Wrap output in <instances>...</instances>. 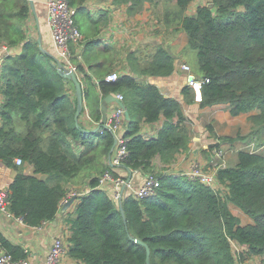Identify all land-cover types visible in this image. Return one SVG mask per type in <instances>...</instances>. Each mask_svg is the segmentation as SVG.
Instances as JSON below:
<instances>
[{
	"label": "trees",
	"instance_id": "1",
	"mask_svg": "<svg viewBox=\"0 0 264 264\" xmlns=\"http://www.w3.org/2000/svg\"><path fill=\"white\" fill-rule=\"evenodd\" d=\"M68 1L78 13L86 10L87 0ZM192 1L112 0L117 7L126 6L129 15L142 13L146 5L157 14L165 6V24L174 33H187V48L197 54V75L209 79L203 84L201 107L225 104L233 116L254 112L249 116L252 131L245 136H218L209 124L217 140L209 149L244 140L252 144L264 132V0H210L189 15ZM30 11L29 0H0V44L22 47L6 58L1 71L0 160L17 171L8 188L9 212L38 227L54 221L63 201L78 193L75 210L65 222L70 229L69 256L84 264H147V248L137 240L150 247L151 264H242L251 256L262 257L264 264L263 153L239 150L236 166L219 167L217 180L224 189L182 172L162 168L157 173L155 159L170 165L178 153L190 150L192 141L182 104L143 79L173 74L170 49L157 46L140 65L139 50L129 51L130 70L114 81L106 80L108 74L95 83L79 64L85 106L77 124V97L68 88L74 90V84L29 36ZM99 41L90 39L86 47ZM183 93L187 103L195 101L189 86ZM111 94H123L131 115L124 131L129 154L122 167L156 174L161 186L155 196L140 200L125 194L120 204L99 187L106 171L118 176L117 166L109 162L115 134L99 128L102 101ZM85 114L86 123L80 119ZM162 119L157 137L141 134L144 123ZM16 158L23 165H17ZM27 165L34 167V174L25 172ZM230 204L254 223L243 225ZM233 243L246 248L237 252ZM1 249L14 259L27 257L26 250L0 232Z\"/></svg>",
	"mask_w": 264,
	"mask_h": 264
},
{
	"label": "crops",
	"instance_id": "2",
	"mask_svg": "<svg viewBox=\"0 0 264 264\" xmlns=\"http://www.w3.org/2000/svg\"><path fill=\"white\" fill-rule=\"evenodd\" d=\"M209 2L210 0H193L188 7L187 13L194 15L198 6L208 4ZM33 3L34 9H32L29 0L31 11L26 22L27 32L30 37L38 41V44L42 46V48L40 47L41 49L55 58L57 65L59 55L48 22L46 0H33ZM162 9H166L165 6H162ZM85 11H87L88 18L86 20V32L81 31L85 41L83 43L84 58L80 64L92 76L95 83L98 82L99 78L106 77L112 72H118L120 75L128 73L130 70L127 60L129 51L139 50L138 58L140 62L137 61L136 63L139 65L145 64L147 61L146 58L150 57L159 45H165L174 55L175 66L172 75L168 77H143V79L157 85L165 96L173 97L182 104L184 113L189 119L192 141L190 150L188 152L178 153L176 160L170 165H163L160 158L155 159V168H165V172L168 173H184L189 171L193 162H200L209 167V170L222 164H224L223 166H236L239 161L238 152H235L236 147L242 144L245 145L246 143L250 145L249 142L244 140L234 144H222L221 147L225 150V157L224 159L218 158L213 150L211 151L209 149L210 145L216 143L217 140L211 136L208 125H212L214 132L218 136H245L252 131L253 124L250 122L249 116L254 114V112L233 116L230 113L229 106L225 104L203 108L196 101L191 104L186 102L183 88L187 86L188 73L182 66L188 64L194 71L191 63L185 57V53L188 51L187 33L184 31L174 33L173 27H168L162 18L164 12L162 14L161 11H158L156 14L149 5H146L142 13L129 15L126 11V6L117 7L113 4L112 0H87ZM93 38L100 40L98 45L89 48L86 47L87 41ZM39 40H41V43ZM80 49V47L73 45L74 51ZM21 51L22 47L8 48L0 44V85L1 71L6 58L10 54L20 53ZM80 77L81 75H79V79ZM68 88L72 91L73 95H76L75 86L74 90L72 85H68ZM113 95L116 96V94ZM191 95L193 98L194 93L192 89ZM2 100L3 97L0 94V104ZM116 105L117 103L115 102L110 103L108 105V113L114 110ZM80 119L84 123L88 122L87 114L83 115ZM163 121L162 119L153 124L144 123L141 134L146 139L157 137ZM1 124L2 118L0 115V126ZM255 138L258 139V137ZM261 138L264 139V132ZM262 146H264V143ZM114 170L118 175L127 177L135 190L140 188L148 175L138 170L130 172L122 166L115 167ZM25 172L27 174H34L35 169L32 165H27ZM16 174V170L6 166L0 160V191L8 190ZM74 188L76 187L72 189ZM221 188L224 189V186L221 185ZM130 192L131 190H126V194ZM76 204L77 200H74L72 205L64 211V204L62 203L55 220L48 221L39 228L30 226L0 211V232L13 244L20 245L24 250H27V257L30 264H48L47 255L54 238L62 236L68 241L70 229L65 222V218L68 214L74 212ZM230 208L235 215L241 218L243 225L254 223L253 219L249 216H244L245 213L235 205L230 204ZM236 247L239 249L246 248L239 244H236ZM261 260L262 257L260 256H251L246 260L245 264L253 261L260 263ZM66 262L68 264H84L70 256L66 258Z\"/></svg>",
	"mask_w": 264,
	"mask_h": 264
},
{
	"label": "built area",
	"instance_id": "3",
	"mask_svg": "<svg viewBox=\"0 0 264 264\" xmlns=\"http://www.w3.org/2000/svg\"><path fill=\"white\" fill-rule=\"evenodd\" d=\"M47 10H48V22L51 28L52 38L54 44L58 51L57 63H61L66 70L74 71L78 77L79 64L83 61V50L85 38L81 32L80 27L77 24L76 16L78 14L77 8L70 5L68 0H46ZM73 45L80 47L78 51L73 50ZM183 69L189 73L187 86H189L193 93L196 102L201 103L203 101V84L209 82L208 78H201L194 73L191 66L184 64ZM118 72H112L107 77V81H114L119 78ZM116 97L123 101V94H117ZM88 117V114H87ZM125 109H123L118 104L115 109L108 114L107 123L103 128H108L113 131L116 137L117 146L114 155L110 158L109 162L114 166H122L126 160L129 150L127 148V143L129 138L125 137L124 131L127 124ZM101 122L99 123V125ZM252 152H256L251 150ZM214 154L221 159L225 157V150L214 149ZM15 162L17 165H23V160L21 158H16ZM220 166H215L212 170L209 167L201 164L200 162H193L188 172H184L185 175L200 180L202 183L209 185L215 189L221 188V184L217 180V170ZM161 186V181L159 177L154 174H148L143 182V184L135 190L132 187L131 181L127 177L121 175L115 176L110 171H106L100 178L99 187L111 193L112 198L121 204L126 190H131L129 194L134 195L137 199H144L151 196H155L158 189ZM79 195L76 192H72L69 198L63 201L66 204L70 199ZM9 195L8 190L0 191V211L7 214L8 216H13L9 210ZM15 219L24 222L21 218L15 217ZM44 222L43 224H46ZM38 226L36 228L42 227ZM237 243H233L234 250L241 252L243 249L236 247ZM236 247V248H235ZM27 252V250H26ZM69 256V243L62 236H57L54 238L51 249L47 255L48 264H68L66 258ZM246 262V261H245ZM243 262L242 264H245ZM0 264H30L28 257L23 259H14L11 254L6 250H0ZM259 264H262L261 262Z\"/></svg>",
	"mask_w": 264,
	"mask_h": 264
},
{
	"label": "water",
	"instance_id": "4",
	"mask_svg": "<svg viewBox=\"0 0 264 264\" xmlns=\"http://www.w3.org/2000/svg\"><path fill=\"white\" fill-rule=\"evenodd\" d=\"M30 4H31L32 9H34L33 0H30ZM39 42L41 43V40H39ZM40 47L42 48V46H40ZM56 66H57V69H58L60 75L63 76L66 80L73 82V84L75 86V90H76L75 93H76V97H77V112H76L75 119H76V122L78 124L79 123V117H80V115L84 109V94H83V87H82L81 81H80L78 75L74 71L66 70L61 63H57ZM112 102L117 103L119 106H121L123 109H125L126 120L130 121L131 115H130L129 111L127 110L124 102L119 100L115 95L111 94V95H108L107 97H105V99L103 100V103H102V120H101V124H100L99 128L101 126L106 125L107 119H108V114H109L108 113V111H109L108 105ZM115 146H117V141L115 142ZM74 200L75 199L72 198L66 204H64V211L67 210L72 205ZM123 215H124V213H123ZM137 241L146 246V248H147V264H151L150 247L141 240H137Z\"/></svg>",
	"mask_w": 264,
	"mask_h": 264
},
{
	"label": "rangeland",
	"instance_id": "5",
	"mask_svg": "<svg viewBox=\"0 0 264 264\" xmlns=\"http://www.w3.org/2000/svg\"><path fill=\"white\" fill-rule=\"evenodd\" d=\"M160 11L163 14L164 10L161 9ZM87 18H88L87 17V11L79 12L77 14L76 21H77L78 26H80L82 32H86V20H87ZM185 57L191 63V65H192V67L194 69V72L196 74H198L197 73V69H198V59H197L196 52L193 51V50L188 49L187 53H185ZM188 76H189V73H188ZM188 76H187V80H188ZM263 143H264V139L261 138L260 140H255V142L252 145L251 144L250 145H247V143L245 145L242 144V145L236 147L235 152H238L239 149H241V150H249V151L254 150L256 152H259V153H263L264 154V146H262ZM161 171H162V169H160V168L158 169V167H157V173H160ZM244 216H247V215L244 214ZM248 264H259V262L253 261V262H249Z\"/></svg>",
	"mask_w": 264,
	"mask_h": 264
}]
</instances>
